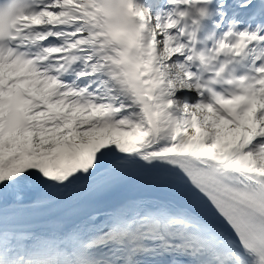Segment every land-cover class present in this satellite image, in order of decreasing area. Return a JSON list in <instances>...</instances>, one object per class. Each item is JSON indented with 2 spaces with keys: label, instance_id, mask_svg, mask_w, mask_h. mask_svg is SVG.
Segmentation results:
<instances>
[{
  "label": "snow or ice",
  "instance_id": "6c2138e0",
  "mask_svg": "<svg viewBox=\"0 0 264 264\" xmlns=\"http://www.w3.org/2000/svg\"><path fill=\"white\" fill-rule=\"evenodd\" d=\"M206 2L0 0V264H264V0Z\"/></svg>",
  "mask_w": 264,
  "mask_h": 264
},
{
  "label": "clouds",
  "instance_id": "9594fccd",
  "mask_svg": "<svg viewBox=\"0 0 264 264\" xmlns=\"http://www.w3.org/2000/svg\"><path fill=\"white\" fill-rule=\"evenodd\" d=\"M211 0H207L206 3H203L200 5V7L207 9L206 15H201L200 10L196 7V4H192L191 8L189 9L190 12L193 13L194 18L197 20V27L199 28L201 23L205 20H211L212 19V11H211ZM144 15L148 16L149 15V9L144 8ZM192 17H190L191 19ZM163 55V52H162ZM233 68L235 69V72L237 74L244 73L246 71V64L245 63H238L233 65ZM178 75L177 72L173 71V76L175 77Z\"/></svg>",
  "mask_w": 264,
  "mask_h": 264
},
{
  "label": "bare ground",
  "instance_id": "6f19581e",
  "mask_svg": "<svg viewBox=\"0 0 264 264\" xmlns=\"http://www.w3.org/2000/svg\"><path fill=\"white\" fill-rule=\"evenodd\" d=\"M147 1H148V0H138V2H139L141 5L145 4ZM162 1H163V2H164V1L167 2V0H162ZM163 2H162V5H164ZM211 11H212V13H213V15H212V19H211V20H205V21H203V23L205 24V26H204V28H203L201 31H199V33H198V36H200L199 39H201V40H203L206 36L211 35V34H213L214 32L217 31V30L215 29V26H214V21H217V20H216V17H215L216 12H215V8L212 7V6H211ZM189 23H190V21H189Z\"/></svg>",
  "mask_w": 264,
  "mask_h": 264
},
{
  "label": "rangeland",
  "instance_id": "374dc122",
  "mask_svg": "<svg viewBox=\"0 0 264 264\" xmlns=\"http://www.w3.org/2000/svg\"><path fill=\"white\" fill-rule=\"evenodd\" d=\"M143 7H145L144 5H142ZM145 8H147V7H145Z\"/></svg>",
  "mask_w": 264,
  "mask_h": 264
}]
</instances>
